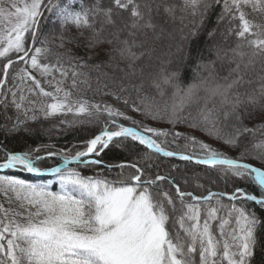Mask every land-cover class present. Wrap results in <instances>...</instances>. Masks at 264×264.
Wrapping results in <instances>:
<instances>
[{
    "label": "snow or ice",
    "instance_id": "obj_1",
    "mask_svg": "<svg viewBox=\"0 0 264 264\" xmlns=\"http://www.w3.org/2000/svg\"><path fill=\"white\" fill-rule=\"evenodd\" d=\"M217 7L190 83L146 76L140 61L169 26L195 41ZM0 61V264H264V0H14L0 6ZM67 113L103 126L70 147L28 143L41 118ZM109 152L135 158L107 163ZM161 157L232 190L199 174L182 188L156 171ZM189 180L206 194L184 190Z\"/></svg>",
    "mask_w": 264,
    "mask_h": 264
},
{
    "label": "trees",
    "instance_id": "obj_2",
    "mask_svg": "<svg viewBox=\"0 0 264 264\" xmlns=\"http://www.w3.org/2000/svg\"><path fill=\"white\" fill-rule=\"evenodd\" d=\"M219 11V7L213 12V14L209 17L206 25V29L204 32L201 33L199 38L195 41L191 42H182L180 39V32L177 30L179 25H171L169 26V30L173 32V38L165 37L162 40L156 41L153 45L155 48V52L152 54L151 59L145 58L140 63L145 68V74L148 76L149 74H156L159 72L161 68H165L168 71H179L180 72V81L182 84H188L192 81L195 75V68H196V61L199 58L198 54L201 51H204L206 46V35L205 32L208 29H211L216 26V12ZM48 15L47 13L45 14ZM41 28L42 32L45 35L50 34L52 31L51 25L45 20H41ZM187 31V29H186ZM183 44L184 51L179 52L177 51L178 48L181 47ZM107 47V45L105 46ZM80 52V49L76 50ZM204 55L207 56L208 53L204 51ZM101 58H104L103 55ZM171 61V63H166V61ZM5 61H0V68H2L3 63ZM18 67V66H14ZM13 74V70H9V75ZM170 91V90H169ZM85 95L89 98L95 97L96 100H99L100 97L98 94H94L91 91H86ZM132 115L136 116L139 119V114L131 113ZM4 112L3 109L0 108V123H3ZM11 115V113H9ZM61 121H68V122H75L72 126L69 124H62ZM35 123V122H33ZM147 123L152 124L153 126H160V127H168L165 121H147ZM102 123L100 124H90V123H82L80 119L74 116L73 113H67L64 115H60L57 117L50 118L48 120H43L41 118L40 124V132L39 135L34 140H29L28 143L33 147H36L40 144L49 145L52 150L59 149L63 147H70L73 144H79L82 140L90 138L92 135L97 134L102 127ZM178 130L184 132H191L192 130L188 129L186 125L178 126ZM195 135L200 137L201 139L205 140L213 144L214 147L227 152L229 155H236V150H232L228 148L225 144L221 141H217L212 137L207 136L206 134L196 131ZM3 139V137H0ZM178 143H183L182 141ZM54 146V148H53ZM10 148H20L22 147L21 144L12 142L9 144ZM2 154V153H0ZM41 155H44V152L41 151ZM135 158L134 152H109L107 155H104L103 159L107 163H120L122 161H130ZM58 161L50 160L48 163L55 164ZM159 164V168L156 171H159L160 174L170 173L173 176L180 177V182L183 188V180L185 178H191L194 174H199L205 178H208L209 175L211 179L215 181V185L206 184V188H211L215 191L221 190H232V182L228 181L225 182L223 178L216 179L215 173H210L208 169H206L203 165H197L194 162H187L181 161L178 158H158L157 160ZM253 163H257L256 161H252ZM172 165H178V168H172ZM82 171L85 175H94L92 169L82 168ZM116 170L113 171V175ZM130 171V170H126ZM0 174H4L0 172ZM22 178L25 179H32L30 174L27 173H15ZM42 182H46L42 181ZM200 183H204V180H201ZM237 186H245V184L240 183L239 181L236 182ZM58 184L53 186V190L58 189ZM187 191H196V194H206L204 189H195L194 184L191 180H189V185L184 188ZM253 192L256 191L255 188L251 189ZM224 203L227 204L228 201L224 200Z\"/></svg>",
    "mask_w": 264,
    "mask_h": 264
},
{
    "label": "rangeland",
    "instance_id": "obj_3",
    "mask_svg": "<svg viewBox=\"0 0 264 264\" xmlns=\"http://www.w3.org/2000/svg\"><path fill=\"white\" fill-rule=\"evenodd\" d=\"M12 2H14V0H0V6L7 7V5H9Z\"/></svg>",
    "mask_w": 264,
    "mask_h": 264
}]
</instances>
